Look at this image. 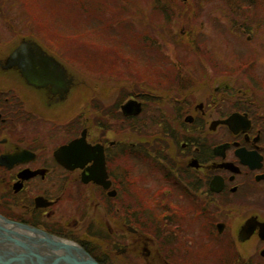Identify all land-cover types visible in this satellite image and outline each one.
I'll return each mask as SVG.
<instances>
[{
	"label": "flooded vegetation",
	"instance_id": "obj_1",
	"mask_svg": "<svg viewBox=\"0 0 264 264\" xmlns=\"http://www.w3.org/2000/svg\"><path fill=\"white\" fill-rule=\"evenodd\" d=\"M33 27L40 48L22 57L27 75L8 64L19 42L0 56V214L74 241L100 264H182L201 239L217 263L264 264V99L220 87L201 99L198 78L175 62L170 79L96 106L110 121L92 138L83 114L37 110L64 103L75 78ZM124 127L142 136L123 142ZM82 131L86 144L63 151Z\"/></svg>",
	"mask_w": 264,
	"mask_h": 264
},
{
	"label": "rangeland",
	"instance_id": "obj_2",
	"mask_svg": "<svg viewBox=\"0 0 264 264\" xmlns=\"http://www.w3.org/2000/svg\"><path fill=\"white\" fill-rule=\"evenodd\" d=\"M37 1L39 0H29V3L24 4L21 0H0V56H4L12 47L17 45L21 39V35H31L33 30H35L33 26L38 25L39 30H42L44 27L49 29L51 22L48 20V12L44 11V2ZM55 2L56 4L58 3L57 0ZM174 2L179 8L176 10V17L171 23L167 24L168 27L166 24L162 25L163 23L161 20V22H158L159 20H157V18L152 19L150 17L152 13L149 7L151 3L150 0H119L117 4L121 7H117L116 10H114V8H116L115 3L111 0V3H114L113 10L105 11V15H107L109 19L103 18L106 16H101V18L97 19L100 23H104L108 20L113 21L114 24L119 22L117 23L119 25L126 23L131 29L128 32H131L130 34H133V36L134 32L137 30L143 33L146 30L145 28H147L149 34L154 36L159 35L163 40L170 41V43L167 44V51L170 52L171 57L181 58L186 62L187 66L181 70L182 72H188L198 78L196 81L197 85L195 86L198 87V89L195 95L200 93V96H197L201 99L207 97L208 94L214 93V90L218 87H220L219 91L222 92L233 88L236 90V92L234 90L236 96H242V94H255L258 98L264 99V26L256 25L255 18L251 16L250 18H245L246 22H241L242 18L233 16L220 1H206L198 6L195 5V0H174ZM65 5L68 6L69 3ZM52 8V10H54V4H52ZM87 11L88 9H86L85 14ZM53 14L57 15L56 11ZM182 15L184 16L182 17ZM64 19L65 18L61 21H64ZM67 19L70 28H66L65 26V28L61 27L64 29L61 34L64 36L74 32L72 17L68 16ZM55 22L56 27L58 26L57 19H53L52 27ZM88 25L89 24L85 22L83 28ZM10 27H15L18 32ZM78 28L80 31H84L81 29L82 25L78 26ZM169 32H172L170 36L163 34ZM133 36L131 35L130 38ZM30 37L34 38L33 35L28 36V38ZM87 38L89 41H86L84 46L88 53L93 56L90 63L93 65H91L92 69L88 70L87 66L82 64H69L58 56L62 62H65L69 72L74 76L75 84L64 103H58L53 108L49 109L46 108V105H43L42 102H38L39 108L37 107V110H42L44 115L55 116L56 120H65L72 118V116L78 114L82 116L81 114H83L84 118L87 117L84 126L89 128L88 133H90L93 138L102 131L98 127V121H100V124L105 122L104 125H106V122L110 121L109 116L107 117V115L104 114L105 112L97 109L96 106L101 107L102 105L112 104L122 93L131 92L134 89L146 91L147 88H152L154 86L148 87V82H144V77L141 76L147 66V62H145L147 55H140L139 58H137L138 55L129 52V44H132L129 40L122 42L123 45L128 44L125 46L128 50L120 52L116 50L115 45L114 48H110L113 43L105 40L106 37L100 39L98 33H92ZM111 38L114 39L113 36H111ZM187 38L189 41H187ZM174 40L178 42V44L171 43V41ZM187 43L195 49H190ZM119 49L121 50L122 47H119ZM147 50L150 51L149 48H147ZM58 53L62 52L58 50ZM109 58H111V61ZM122 58H124L123 61L128 62V64L131 63V66L128 67L130 72L122 66L123 68H118V71L122 73L120 77L118 75L115 77H108V74L103 73H115L117 69L116 66L121 65ZM152 58L154 60L156 59L153 56ZM106 59L109 61H105ZM252 59V68L250 67L242 72L236 67L237 62L239 63L240 61H249ZM113 61H116L117 64L115 65ZM99 63L101 67L97 68ZM152 63L150 61V66ZM144 64L146 66H144ZM137 65L142 66L140 68L142 71L131 72L133 67L137 68ZM240 90L242 91L240 92ZM161 91L163 90H159V92ZM215 95H219L216 97L217 101L220 96L226 99L233 98L230 93L225 94V92L221 94L217 92ZM31 102L34 103L32 100ZM46 102L47 100L45 103ZM121 130H123V132L121 131L120 136H118L123 142L132 141L133 138H140L143 132V129L142 132H140L128 127H124ZM135 133L138 135L136 138ZM106 135L111 139L116 136L114 132L110 130L106 132ZM135 169H139L138 165L135 166ZM137 172L140 173L141 170ZM141 177L143 181L146 180L144 176ZM103 244L105 246L109 245L107 242H103ZM246 248H253L252 241H248V244L245 246L241 245L240 250ZM175 249L177 255L183 254L182 249L178 247ZM214 253V250L212 253H207L208 256L203 253L201 239L196 245L191 246V249L187 250L186 257L182 261V264H217Z\"/></svg>",
	"mask_w": 264,
	"mask_h": 264
},
{
	"label": "trees",
	"instance_id": "obj_3",
	"mask_svg": "<svg viewBox=\"0 0 264 264\" xmlns=\"http://www.w3.org/2000/svg\"><path fill=\"white\" fill-rule=\"evenodd\" d=\"M24 4L29 3V0H21ZM44 2V11L45 12H49L51 11L52 8V4H54V10L57 13V27H59L57 29V27L55 28L56 35H57V40L58 41H65V43L67 44V47L69 50H73V54L64 52L67 56L72 55L73 57L78 56V58H80V56H82V52H79L80 50H82L83 52H86L87 49H85L84 45H79V42H73L75 43V45L73 46L72 43H69L68 38H66L64 35L61 34V32L64 30L63 28H65L64 26L69 27L68 24V16L72 17L73 20V26H74V32L72 33V41H89L88 40V36L90 34H94V33H98V37L100 39H102L103 37H106L105 40L110 41V43H113L112 46H110V48H115L117 51H125L128 50L127 45H123L122 42L125 41H130L132 44H129V52H133V54L138 55L137 58H139L140 55H147V58H150V61L152 63L151 64V75L148 77V79L152 80L153 82H156V80H159L160 77L162 75H164V69L166 66V63H162L163 58L162 56L159 55L158 53V49L156 46L157 41L161 42V38H158L156 40L155 37H152L153 39H151V42H156L153 46V54H152V50L150 51H144L141 52L139 48V42H138V37L135 32H134V36L133 34H130L131 32H128L130 29V26L126 25V23H122V24H117L119 22H116V24H114L113 21H106L104 23H100L98 22L97 18H101V16H106L103 17L105 19H109L106 14L105 11H109V10H113L114 7V3H115V7L114 10L117 9V7H121L120 5L117 4V2H119V0H112L114 1V3H111V0H57V4H56V0H39L37 2ZM196 4L195 5H201V3L206 2V1H215V0H195ZM216 1H220L224 4V6L233 14V16L235 17H241L242 20L241 22H246V17L250 16L252 18H255V24L256 25H261L264 26V0H216ZM150 4L149 7L152 10L151 13V18L155 19L157 18V20H159L158 22L162 21V25H165L168 27L167 24L171 23L173 21V19L176 17V10H178L179 6H176L174 0H150ZM69 5H65L68 4ZM125 8V7H124ZM198 8V7H197ZM86 9H88V11L85 14ZM181 9V8H180ZM47 10V11H46ZM251 12V13H250ZM117 13V11H116ZM248 13H250L249 15H247ZM108 14V13H107ZM149 15V14H148ZM184 15H182L183 17ZM48 16V20H49ZM64 21H61L63 20ZM161 20V21H160ZM253 20V19H252ZM85 22H87V24H89L87 27L83 28V25L85 24ZM56 24V22H55ZM242 24V23H241ZM84 31H80L78 26H81ZM63 27V28H61ZM70 28V27H69ZM119 28V29H117ZM123 32H120V31ZM73 31V30H72ZM87 34V35H86ZM163 34H167V36L171 35V32L169 33H163ZM131 35L133 36L132 38ZM111 36L114 37V39L111 38ZM147 40V39H146ZM146 40L144 41L145 44ZM101 41V40H100ZM134 41H137V45L135 44ZM150 42V43H151ZM126 44V43H124ZM119 47H122V49L120 50ZM65 49V48H64ZM67 50V49H65ZM137 52V53H136ZM86 54V53H85ZM87 56H89L90 58H93V56H91L89 53L86 54ZM153 57H155L156 59L154 60ZM95 57V55H94ZM109 60L111 61V58H109ZM108 59H106L105 61H109ZM124 58L121 59V61H123ZM253 60V59H252ZM115 63V65L117 64L116 61H113ZM138 62V61H136ZM150 63V62H149ZM125 68L129 71V68L131 66V63L128 64V62H125ZM92 64H89V70L92 69ZM145 66V64H144ZM101 67V64L99 63L97 65V68ZM117 68L120 67V65L116 66ZM142 66H138L136 67H131L132 71H136V72H140ZM114 68V67H112ZM101 70H103L102 68H100ZM147 71V73H149V69L145 70ZM130 72V71H129ZM131 75V74H128ZM147 80V79H146ZM217 264H228V263H224V262H219ZM235 264V263H233Z\"/></svg>",
	"mask_w": 264,
	"mask_h": 264
},
{
	"label": "water",
	"instance_id": "obj_4",
	"mask_svg": "<svg viewBox=\"0 0 264 264\" xmlns=\"http://www.w3.org/2000/svg\"><path fill=\"white\" fill-rule=\"evenodd\" d=\"M27 49L36 50L33 43H23L15 50L12 57H17L20 53L23 54V51L26 53ZM129 106L128 103L125 108ZM81 143H85L84 133L81 138L72 141L62 150L72 152ZM89 150L91 151L90 146ZM95 162L99 166V160H95ZM0 264L99 263L82 246L73 241L0 215Z\"/></svg>",
	"mask_w": 264,
	"mask_h": 264
}]
</instances>
